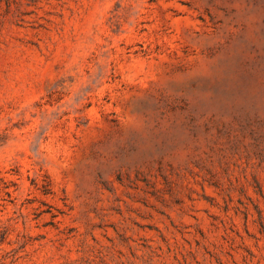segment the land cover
<instances>
[{"label": "rangeland", "instance_id": "rangeland-1", "mask_svg": "<svg viewBox=\"0 0 264 264\" xmlns=\"http://www.w3.org/2000/svg\"><path fill=\"white\" fill-rule=\"evenodd\" d=\"M0 264H264V0H0Z\"/></svg>", "mask_w": 264, "mask_h": 264}]
</instances>
